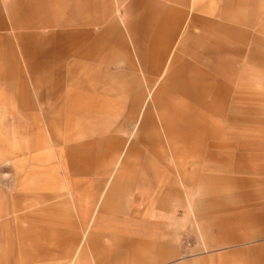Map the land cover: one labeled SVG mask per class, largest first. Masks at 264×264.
I'll return each mask as SVG.
<instances>
[{
    "label": "rangeland",
    "instance_id": "rangeland-1",
    "mask_svg": "<svg viewBox=\"0 0 264 264\" xmlns=\"http://www.w3.org/2000/svg\"><path fill=\"white\" fill-rule=\"evenodd\" d=\"M98 5L0 0V264H264V0ZM105 165L131 173L96 222L76 170Z\"/></svg>",
    "mask_w": 264,
    "mask_h": 264
},
{
    "label": "crops",
    "instance_id": "crops-1",
    "mask_svg": "<svg viewBox=\"0 0 264 264\" xmlns=\"http://www.w3.org/2000/svg\"><path fill=\"white\" fill-rule=\"evenodd\" d=\"M100 1H102V0H82L81 11H83L85 13V17H87L86 19L93 17L92 22L95 21L96 23H99V18L101 17V14L103 12V10H101V8H99V5H98V2H100ZM74 9L77 10V8H74ZM74 9L72 8L71 11ZM4 45H5V42H4ZM7 45H9V44L7 43ZM46 45L50 46V43L46 44ZM44 49H46V47H44ZM17 51L19 52L18 49H17ZM14 55L16 56V53H14ZM54 58H56V57H54ZM56 59H57V66H56L54 72L57 75L58 81H57V88L54 91V94H55V97L57 99H60L61 98V91L63 90V82H65L67 85L65 90H67L68 93L74 94V91H71V89L69 87V80L71 79V75H72V71H71L72 70V64H71L72 62H70L69 60L67 61L69 66H68V69L64 71L63 67H61V63H59L61 58H56ZM16 64L17 63L15 62V65ZM99 70H100V66L97 65L86 76V77H88L86 80H88L90 82L86 84V82H88V81H84V84L88 85V89H90L93 92L92 93L93 97H94V94H96V90H97V86H98V83L95 84V86H94L95 76H96L95 74L97 72H99ZM111 71H113L112 68H111ZM105 73L110 74V71L109 70L105 71ZM109 76H111V78H112L111 74ZM126 76H127V74L124 75V78ZM144 80H146V78H144ZM90 83H91V86H90ZM143 87L147 88V86L146 87L143 86ZM80 89H82V90H79L80 92L88 91V90H85V89H87L85 86H84V88H83V86H80ZM148 93L149 92H147V94H146L145 91H142V90H140V92L137 91V94L135 95L132 103L130 104V109L137 107L139 103L141 104V100L147 98L146 96L148 95ZM47 116H49V119H51L52 114L48 113ZM130 121H131V119H130ZM70 128H71V125L69 124L65 128V131H66L65 133H64V131L59 132V131H57V128H55L54 123L53 124L51 123L50 126L48 127V137L54 141L53 142L54 144L59 143L60 136H64L63 142L66 143L68 141V142L72 143L73 138H72L71 132H69ZM102 137H105V136H101L97 139L87 140L86 143H88V144H90L89 142L99 143L98 139H100ZM110 137H112L116 141L118 140L117 134L113 133L112 135H110ZM68 142L66 144H68ZM83 142L84 141H82L81 143H83ZM42 144H41V137H40L36 141V149H38L39 145H42ZM90 145H92V144H90ZM55 156H57L59 159L62 158L63 152H62L61 147L56 149ZM36 158H37V155H36ZM98 161L100 162V159ZM63 167L71 169L70 168V160L67 159V161L64 163ZM72 170H75V169H72ZM123 170L124 169H122V170L111 169V168H108V166H106V165L97 169V170H93V169L76 170V175H78L79 177H82V178H89V180H90V182L87 183V184H89V185H87V190L93 194V202H92V204L89 202V204H91V205H89V208H91V210L93 212L92 217L96 222L101 220L103 213L106 211L107 205H108L109 201L111 200L113 193L116 192L115 190H117V188L119 189V186L122 183L121 179H125L131 173L129 171H123ZM145 173H146V175L144 178L147 179L148 177H150L148 175V171H146ZM67 174L68 175H66V178H68V179H70V175L71 176L74 175V173H71L70 170H69V173H67ZM133 174H135V176H136L137 173L133 172ZM133 174L131 176H133ZM144 182L151 184L149 182H146V180ZM85 185H86V183L82 184V186H85ZM144 186L145 185L143 184L142 187H144ZM70 194H71L70 196L64 198L58 205H56L57 210L58 209H62V210L64 209L66 211H69V213H66V215L69 217H71V211H73V210L80 211L79 207L77 205V203H78L77 199L75 197L76 193L71 191ZM59 196H61V194L56 195V198H58ZM168 196H169V200H170L171 197H170L169 193H168ZM93 204H94V206H93ZM53 206H55V205H53ZM53 206H51V207H53ZM78 215L81 218V216H82L81 211L78 213Z\"/></svg>",
    "mask_w": 264,
    "mask_h": 264
}]
</instances>
